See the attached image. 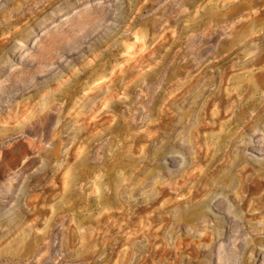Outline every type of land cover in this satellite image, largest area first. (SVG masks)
Instances as JSON below:
<instances>
[{
  "label": "rangeland",
  "instance_id": "1",
  "mask_svg": "<svg viewBox=\"0 0 264 264\" xmlns=\"http://www.w3.org/2000/svg\"><path fill=\"white\" fill-rule=\"evenodd\" d=\"M0 264H264V0H0Z\"/></svg>",
  "mask_w": 264,
  "mask_h": 264
}]
</instances>
